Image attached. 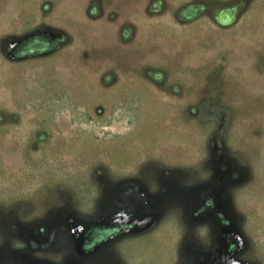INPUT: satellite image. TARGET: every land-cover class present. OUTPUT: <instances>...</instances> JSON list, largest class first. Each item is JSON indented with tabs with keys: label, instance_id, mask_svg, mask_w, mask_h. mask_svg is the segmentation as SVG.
I'll list each match as a JSON object with an SVG mask.
<instances>
[{
	"label": "flooded vegetation",
	"instance_id": "flooded-vegetation-1",
	"mask_svg": "<svg viewBox=\"0 0 264 264\" xmlns=\"http://www.w3.org/2000/svg\"><path fill=\"white\" fill-rule=\"evenodd\" d=\"M0 10L11 26L0 50V63L9 70L0 73V142H5L0 147L5 153L4 170L13 180L7 186L14 191L11 198H66L69 193L62 189H74L77 182L107 180L106 185L119 187L120 197L143 199L141 206L153 207L147 228H186L184 219L173 216L163 201L167 198L163 190L170 188L156 182L162 178H138L139 183L132 186L124 182L140 168L201 165L204 141L186 125L188 116L201 115L194 107L198 103L226 100L245 105L239 117L224 119L222 132L231 129L264 136V0H0ZM226 45L245 47L246 66L212 65L207 56L211 47ZM45 64H51L63 80L52 92L39 81ZM67 83L77 88L75 100L72 92L65 91ZM224 87L229 91H223ZM57 91L58 105L47 109L45 99ZM149 103L167 111L178 105L190 107L185 117L163 114L157 135L141 131L137 117L127 121V130L108 135L102 144H71L79 134L55 120L78 115L99 123L128 112L129 105L138 113L140 104ZM20 123L24 127L21 140L26 143L11 144L12 127ZM216 154L220 157L223 152ZM237 178L234 175L232 180ZM259 188L242 191L234 201L235 208L245 211L248 228L260 227L239 199L243 196L256 204L264 192ZM91 191L86 196L95 194L93 187ZM77 195L83 194L68 196ZM199 213L196 210L194 217ZM26 221L21 216V224ZM1 229L7 234L0 235V264H29L22 241L46 236L44 228L33 234H20L17 229L36 228ZM130 229L91 231L85 235L84 250L115 239L114 264H184L175 257L174 244L166 234L125 235ZM58 237L57 245L65 244L67 236ZM33 261L73 264L61 256ZM246 261L264 264V254Z\"/></svg>",
	"mask_w": 264,
	"mask_h": 264
},
{
	"label": "water",
	"instance_id": "water-1",
	"mask_svg": "<svg viewBox=\"0 0 264 264\" xmlns=\"http://www.w3.org/2000/svg\"><path fill=\"white\" fill-rule=\"evenodd\" d=\"M6 21L7 16L2 15L0 10V50L6 38V31L11 28ZM244 49V46H236V48L233 45L215 46L211 47L207 56L214 66H246L247 56ZM0 65H2L0 73L5 74L9 71L4 68L5 63ZM244 89L249 90L246 87ZM230 90L232 92V89ZM223 91H229V89L224 87ZM195 92L197 95V89ZM225 96L230 97L228 94ZM241 106L245 107V105L228 103L226 100L194 105L201 115L188 116L186 125L189 131L199 133L204 141L206 153L199 159L200 166H195L196 163H194L189 167L140 168L138 174L124 182L132 186L139 183L138 178H162L161 182H156L170 188L168 192L163 190V193H167V198L163 201L168 204L167 209L173 216L176 214L182 218V221L184 219L183 224L186 228H147L146 224L153 207L141 206L143 199L140 201L129 196L120 197L119 187L106 185L107 180H91L89 183L80 181L72 186L74 189H62L71 195L83 194L77 195L76 198H70L69 194L66 198L63 196L25 200L11 198L9 194L14 191L7 186L13 180L4 170L5 153L0 147V173H3V187L0 195V235L6 233L5 229L1 228H36L27 232L17 229L20 234H33L40 228H44L45 237H29L22 241L27 249L25 252L29 258V264L46 263L33 261L36 258L52 260L57 256L70 259L73 264H114L112 260L117 258L114 252L117 246L113 242L115 239L100 241L86 252L84 250L85 235L94 230L116 229L122 226L133 228L126 231L125 235L150 232L166 234L174 244L175 257L184 264H202L203 261H205L204 264H253L246 260L263 257L264 234L261 228H248L249 222L245 211H240L238 206L235 208L234 201L242 191L258 189L261 186L264 189V159L260 160V157L264 156L262 149L264 136L231 129L229 132L226 129V132H222V128H225L224 119L228 115L230 118L239 117ZM188 107L190 105L173 106L167 114L169 113V117H174V114L185 117ZM262 117L264 119V110ZM11 135L9 141L11 144L26 143L21 140L24 135V127L21 123L12 127ZM3 143L0 142V145ZM218 150L223 152L220 157L216 154ZM221 166L225 168L221 169ZM234 175L238 177L236 180H232ZM255 178L259 180L255 181ZM96 185L99 186L95 187ZM92 187L95 194L92 197L86 196L91 194ZM207 201H211V205L207 206ZM158 202L162 201L158 200ZM196 210H201V213L194 217ZM184 215H187L188 219L184 218ZM219 215L226 224L220 221ZM21 216L27 217L25 225L21 224ZM173 220L175 224H178L174 218ZM248 229L253 233L248 234ZM63 235L67 236L65 244L57 245L60 238L56 236ZM122 235L121 233L118 236ZM231 247L233 248L230 250Z\"/></svg>",
	"mask_w": 264,
	"mask_h": 264
},
{
	"label": "rangeland",
	"instance_id": "rangeland-1",
	"mask_svg": "<svg viewBox=\"0 0 264 264\" xmlns=\"http://www.w3.org/2000/svg\"><path fill=\"white\" fill-rule=\"evenodd\" d=\"M80 16L82 17V14H80ZM39 81L44 86V88H47L49 90V92H52L54 91V89H57L59 87V84L63 82L62 77H60L56 73L54 67L51 64H45L43 66ZM64 88H66L65 91H68L70 95L72 92L71 96L74 100L77 98L76 87H74L71 84H68V86L67 87L64 86ZM65 91H62V94L65 93ZM58 93L59 92L57 91L55 95H52L50 97H47V99H45V102L46 103L48 102L46 104L47 109L48 108L54 109L56 105H58V103H56V100L58 99L57 98ZM62 94L61 96L64 97ZM129 107L130 110H128V112L123 111L124 114L120 113L119 115H114L112 117L104 118L99 123L91 122L89 121V119H86L78 115L75 116L74 118H71L70 120L64 119L66 117L62 118L61 116L60 117L56 116L55 120L58 124L65 125L75 130L77 134H79V136H76L75 141L71 142V144L74 145L87 144L91 142L102 144V142L106 140L104 138H106L108 135L117 136L118 133L121 132V130L124 131V129L129 128L130 126L129 124L127 125V121L137 117H139L141 131L145 133H152L154 135H157L158 122L161 119L162 115L167 113V110L161 111L159 107L151 103L142 104V105L140 104L138 107V113H139L138 116V113H136L135 111L137 110V108L134 105H129ZM62 116H68V115L66 114ZM93 140H98V142H95ZM188 154L189 156L193 154V150L191 148H189ZM259 189L261 190L263 188H259ZM258 197L259 198H257L258 201L256 204L250 203L249 202L250 200L248 201V198L244 199L243 197L240 199V203L246 208L251 209L255 224L259 225L261 231L264 233V192H261Z\"/></svg>",
	"mask_w": 264,
	"mask_h": 264
}]
</instances>
